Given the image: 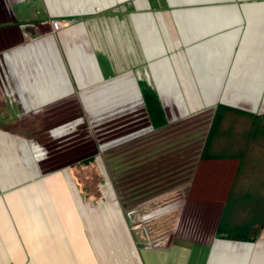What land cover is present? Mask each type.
I'll return each instance as SVG.
<instances>
[{
    "label": "crops",
    "instance_id": "0c3cea01",
    "mask_svg": "<svg viewBox=\"0 0 264 264\" xmlns=\"http://www.w3.org/2000/svg\"><path fill=\"white\" fill-rule=\"evenodd\" d=\"M49 18L69 22L51 32ZM140 81L165 124L119 139L122 183L143 185L126 202L181 188L188 224L151 248L107 179L82 191L94 146L36 150L46 134L53 149L79 108L91 125L143 108ZM218 103L264 114V0H0V264H264V229L215 234L239 173L237 158H200Z\"/></svg>",
    "mask_w": 264,
    "mask_h": 264
},
{
    "label": "rangeland",
    "instance_id": "374dc122",
    "mask_svg": "<svg viewBox=\"0 0 264 264\" xmlns=\"http://www.w3.org/2000/svg\"><path fill=\"white\" fill-rule=\"evenodd\" d=\"M143 110L140 107L131 108L118 119L91 125L85 117L83 108H79L78 118L60 123L61 126L55 128V134L52 133L55 137L61 136L57 144L53 146L54 151L51 147L46 148L47 134L42 136L43 141L40 140L39 145L37 144L36 147L41 155L37 157L45 160V157L55 154V150L71 146L72 143H80V146H84L85 143L91 144L97 150L96 159L94 160V157L91 156L93 164L86 163L87 159H82L76 171L78 179L82 181V191L85 193H101L100 188H98L99 182L101 183L100 179H107L113 194L121 201L123 211L129 216V227L135 226L131 230L136 239L142 241L148 236L156 238L168 235L171 240L176 236L185 234L183 231L188 225L180 209L182 201L180 197L182 194L181 188H174L170 193L163 194L156 200L126 202V195L131 192L130 190H134L136 193V190H140L143 185L139 188H126L124 182L122 183V180L126 177L127 169L126 165L121 162V143L119 139L126 133L135 132L146 125L147 118ZM235 126L238 132H241L246 128L247 122L238 119L235 121ZM51 131L53 132V129ZM135 140H131L129 144L135 145ZM146 140L150 145L154 142L152 139L147 138ZM107 143L111 146L100 150ZM136 168L137 166L134 167L133 176L131 175V177L137 174ZM95 180L99 181L96 187L93 185ZM233 188L235 195H240V192L247 193L246 200L249 204L258 209L261 214H264V138H258L248 144ZM259 229H264V223L259 226Z\"/></svg>",
    "mask_w": 264,
    "mask_h": 264
},
{
    "label": "trees",
    "instance_id": "16d2710c",
    "mask_svg": "<svg viewBox=\"0 0 264 264\" xmlns=\"http://www.w3.org/2000/svg\"><path fill=\"white\" fill-rule=\"evenodd\" d=\"M138 88L149 125L153 128L164 125L165 119L156 93L141 81L138 82ZM238 119L247 122L241 132L235 126ZM258 138H264V114H254L218 103L213 111L200 158H237L238 173L248 144ZM246 197L247 193L235 195L232 188L215 227L216 235L242 240L255 236L254 230L264 223V214L249 204Z\"/></svg>",
    "mask_w": 264,
    "mask_h": 264
},
{
    "label": "built area",
    "instance_id": "2783aa9c",
    "mask_svg": "<svg viewBox=\"0 0 264 264\" xmlns=\"http://www.w3.org/2000/svg\"><path fill=\"white\" fill-rule=\"evenodd\" d=\"M45 22L49 25L51 32H57L62 27L66 26L69 21L59 18H49ZM36 150L38 151L37 152L38 155H41L38 148H36ZM134 227L135 226H130V229H134ZM169 242H170V237L168 235H164L156 238H151L148 236L146 239L144 238L143 240V248L161 247L167 245Z\"/></svg>",
    "mask_w": 264,
    "mask_h": 264
}]
</instances>
